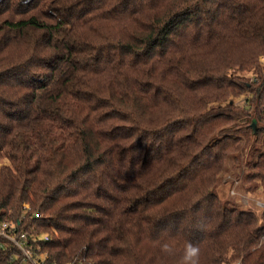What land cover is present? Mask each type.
<instances>
[{
	"label": "trees",
	"instance_id": "1",
	"mask_svg": "<svg viewBox=\"0 0 264 264\" xmlns=\"http://www.w3.org/2000/svg\"><path fill=\"white\" fill-rule=\"evenodd\" d=\"M262 55L264 0H0V264H264Z\"/></svg>",
	"mask_w": 264,
	"mask_h": 264
},
{
	"label": "rangeland",
	"instance_id": "2",
	"mask_svg": "<svg viewBox=\"0 0 264 264\" xmlns=\"http://www.w3.org/2000/svg\"><path fill=\"white\" fill-rule=\"evenodd\" d=\"M261 62L264 63V55L260 57ZM242 101L238 100L239 105ZM240 153V152H239ZM8 163L6 158L0 159V164ZM228 171L226 176L219 182L216 187L217 192L225 200L239 205L240 208H251L257 214H260L264 208V190L259 185L249 189L253 183H257L258 180L244 179L246 173H248V166L245 162L230 160L227 162ZM27 206V204L25 205ZM8 239V238H6ZM9 240V239H8ZM10 241V240H9ZM25 256H29L31 252H23Z\"/></svg>",
	"mask_w": 264,
	"mask_h": 264
},
{
	"label": "built area",
	"instance_id": "3",
	"mask_svg": "<svg viewBox=\"0 0 264 264\" xmlns=\"http://www.w3.org/2000/svg\"><path fill=\"white\" fill-rule=\"evenodd\" d=\"M9 226H12V229H14V226L11 225V223H9L5 220H2L0 222V236H2L4 238H8L14 245H16L19 249H21L22 252L25 253L26 251H28L24 247V241H23V237L25 236L24 233L21 232L19 234V236H16L15 234L12 233V230L9 229ZM28 252H30V251H28ZM53 264H55V263H53ZM233 264H241V262L239 260H237Z\"/></svg>",
	"mask_w": 264,
	"mask_h": 264
},
{
	"label": "clouds",
	"instance_id": "4",
	"mask_svg": "<svg viewBox=\"0 0 264 264\" xmlns=\"http://www.w3.org/2000/svg\"><path fill=\"white\" fill-rule=\"evenodd\" d=\"M197 254H198V249L194 245L189 244L187 246V250L184 256V260L186 264H196L195 258Z\"/></svg>",
	"mask_w": 264,
	"mask_h": 264
}]
</instances>
